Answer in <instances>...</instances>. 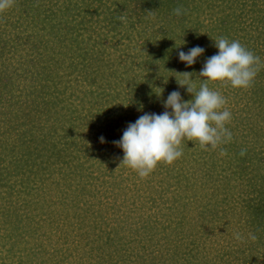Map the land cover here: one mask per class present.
Segmentation results:
<instances>
[{"label":"trees","instance_id":"obj_1","mask_svg":"<svg viewBox=\"0 0 264 264\" xmlns=\"http://www.w3.org/2000/svg\"><path fill=\"white\" fill-rule=\"evenodd\" d=\"M204 9L214 15L206 26ZM219 37L260 58L247 89L209 82L235 102L232 140L185 141L184 157L140 177L114 141L141 110L162 113L173 90L192 99L179 81L191 73L199 88ZM194 46L205 52L186 66L178 52ZM75 69L92 88L66 96ZM222 238L228 250L216 255ZM68 247L83 251L81 264L86 249L87 264H264V0H12L0 12V254L62 264Z\"/></svg>","mask_w":264,"mask_h":264},{"label":"clouds","instance_id":"obj_2","mask_svg":"<svg viewBox=\"0 0 264 264\" xmlns=\"http://www.w3.org/2000/svg\"><path fill=\"white\" fill-rule=\"evenodd\" d=\"M12 0H0V12L11 7ZM176 15L182 9L174 10ZM218 52L209 57L199 76L206 78L199 88L192 82L191 73L181 87L187 86L192 99L185 100L179 90H173L163 100L162 113L145 112L135 122H130L121 139L114 143L122 148L123 163L140 177H147L161 162L171 164L183 155L182 143L193 141L202 148H217L229 143L233 134L226 126L232 112L225 107L227 99L218 90L209 87L211 81L230 83L233 88H249L258 74L260 58L238 40L219 37L215 40ZM205 52L201 46L188 51L180 50L178 58L186 66L194 65ZM101 142L104 138L101 137ZM244 152L242 151L241 155ZM251 235V234H250ZM237 240L243 237L235 234ZM251 239H256L251 235Z\"/></svg>","mask_w":264,"mask_h":264},{"label":"rangeland","instance_id":"obj_3","mask_svg":"<svg viewBox=\"0 0 264 264\" xmlns=\"http://www.w3.org/2000/svg\"><path fill=\"white\" fill-rule=\"evenodd\" d=\"M211 11V9H204V13H203V15L200 17V20L201 21H204L203 23H204V25L203 26H206V25H208L210 22H211V20H213L212 18H213V16L214 15H212L213 13L212 12H210ZM214 12V11H213ZM102 35V33H97V31L96 32H94L93 34H92V36H93V39L95 40V39H99L100 38V36ZM186 35V34H185ZM90 36V35H89ZM89 36H87L86 37V39H88L89 38ZM187 36H189L188 34L185 36V38L187 37ZM200 37H205L206 39H207V37H208V34H204V30L203 31H200ZM50 38V37H49ZM51 39V38H50ZM205 39V40H206ZM88 41H90V40H88ZM88 41H86V42H88ZM93 41V40H92ZM92 43V42H91ZM86 44H89V43H86ZM90 45V44H89ZM48 46V48H49V50L51 51V49L53 48V46H55V47H57V45H56V43H54V42H51L49 45H47ZM59 46H60V44H58V47L56 48L57 49V51L58 52H60V48H59ZM75 46V45H74ZM56 49H55V51H56ZM48 51V50H47ZM53 52V51H52ZM110 52H112L113 53V58H114V60H117V58H116V56H118L117 55V53H119L120 51H117L116 52V50H115V48H113L112 50H110ZM62 53V52H61ZM71 54H73L72 52H71ZM126 56H128V55H126ZM137 60H139V59H137ZM74 69V68H73ZM73 71V70H72ZM75 73H74V75L73 76H71V77H67V79H69V80H66V83L64 82L62 85H61V90H65L64 92L66 93V96H70L72 93H80V94H82L81 93V91L80 90H84V94L86 93V92H88V93H90V88H92L91 87V82H90V79H89V75L86 73H83V72H80V71H78V70H76L75 69V71H74ZM66 73V71L65 70H63L62 72H61V78H63L62 77V74H65ZM58 80V79H57ZM112 82V84L114 85L115 83H116V81H115V79L113 80V81H111ZM25 84H27L28 86H29V84H28V82L27 83H25ZM107 85V84H106ZM127 85V82H125L124 84H123V86L125 87ZM107 87L109 88V86L107 85ZM114 87H116V86H114ZM120 88V87H119ZM80 91V92H79ZM251 95H252V92L250 91V93H248V96H249V98H251ZM239 100V99H238ZM76 103H78L79 104V101H77ZM243 104H244V102H243ZM233 106H235V102L234 103H231V104H229V102H227V104L225 105V107L227 108L228 107V109L231 111V109L233 108ZM248 109L250 108V107H247ZM247 108H246V110H245V112L246 113H244V117H246V116H249L251 113H250V111L248 112L247 111ZM145 112H151V111H149V110H145V109H143V110H141V113H140V115L142 114H144ZM237 113H239V112H237ZM233 114V113H232ZM240 116H241V114H240ZM231 121L233 122L234 121V115H232V119H231ZM240 121H243L242 120V118H240ZM240 128H242L241 129V134H242V136H244V135H246L247 133H249V130L248 129H243V128H245L244 126L242 127H240ZM185 146H183L182 145V148H183V155L181 156V157H184V153L186 152V150H185V148H184ZM191 154V153H190ZM204 191L202 190V193H203ZM54 193V192H53ZM201 193V192H200ZM201 193V194H202ZM141 194H142V192H141ZM144 196H146V194H143V197ZM51 200H50V203L51 204H57V202H59V195H56L55 193L52 195L51 194V196H48ZM58 198V199H57ZM56 202V203H55ZM52 207H54V209L55 210H57L56 209V207H59V204H57V205H52ZM111 225H114V224H116L115 223V221H112L111 223H110ZM110 225V226H111ZM168 232V234L167 235H169V237H171L172 238V230H169V231H167ZM120 235H121V237H123L121 240H119V243L120 244H125V246H128V244H127V242H126V237H125V231L124 232H120ZM222 241H224V245L223 246H220V248H225V249H222V250H220V251H216L215 252V254L217 255V252H219V254H221L222 253V251H224V250H228V239H224V238H222ZM233 242H235V241H233ZM85 243V241L83 242V244ZM130 245V244H129ZM132 246H134L135 247V250H141V249H139V247H142V246H144V243L143 242H139V241H136V242H134L133 244H131ZM69 248V250H67ZM67 249H65V261L62 263V264H81L80 263V257H79V255H80V253L81 252H83V251H81V252H79L78 250H76L75 249V247L74 248H71V247H68ZM54 250H56V246H53V249H52V252L54 251ZM67 250V251H66ZM156 250H159V247H156ZM3 251H5L4 249H3ZM142 251V250H141ZM87 252H90L89 251V249H86V258L84 259V260H86V264L88 263V261H90V259H92L91 258V255H87ZM212 253H213V251H212ZM214 254V253H213ZM3 255L4 256H7L8 254H6V252H3ZM3 255H1L0 254V264H4V257H2ZM19 256H21V254H19L17 257H16V262H21L22 260H24V263H25V261H26V258L25 257H19ZM53 257V256H52ZM61 256H54L53 257V259L54 258H56V260L54 259L53 260V262L55 263V262H57V261H60V260H62V258H60ZM15 260V259H14ZM39 260L40 261H43L42 260V258H40V259H38L36 262L38 263L39 262ZM46 260V259H45ZM5 262H7V264H9V262H10V260H7V261H5ZM45 262V264H48L47 263V261H44ZM85 264V263H84ZM102 264H104V263H102Z\"/></svg>","mask_w":264,"mask_h":264}]
</instances>
